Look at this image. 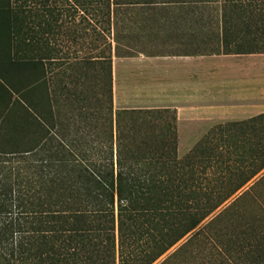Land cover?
Here are the masks:
<instances>
[{"label": "trees", "instance_id": "16d2710c", "mask_svg": "<svg viewBox=\"0 0 264 264\" xmlns=\"http://www.w3.org/2000/svg\"><path fill=\"white\" fill-rule=\"evenodd\" d=\"M112 45L264 55V0H0V264H264V113L179 158L174 112H113Z\"/></svg>", "mask_w": 264, "mask_h": 264}, {"label": "crops", "instance_id": "0c3cea01", "mask_svg": "<svg viewBox=\"0 0 264 264\" xmlns=\"http://www.w3.org/2000/svg\"><path fill=\"white\" fill-rule=\"evenodd\" d=\"M260 58L264 55L113 57L112 106L120 94L121 110L172 111L178 140L189 126L204 124L201 133L191 138L199 140L209 125L264 113L263 106H259L264 82L259 79V70L254 69L256 60H252ZM117 65L122 69L117 70ZM127 104L138 107L132 109Z\"/></svg>", "mask_w": 264, "mask_h": 264}, {"label": "rangeland", "instance_id": "374dc122", "mask_svg": "<svg viewBox=\"0 0 264 264\" xmlns=\"http://www.w3.org/2000/svg\"><path fill=\"white\" fill-rule=\"evenodd\" d=\"M59 40L60 41H58V43H60L62 45V47L64 48V51L67 50V48H69L68 49V52L70 54L71 50H73L74 48L72 46H70V42H67L68 39H66L65 36H64L62 38L60 37ZM82 42H84V40H82L81 43ZM75 48H77V47L75 46ZM168 50H172V48H170ZM111 56H112V58L113 57L117 58V55L114 53L113 45H112V53H111ZM252 60H256L253 63L254 64V69L259 70V79L263 83L264 82V59L260 58V59H252ZM118 69L120 70V69H122V67L119 66V65H117V70ZM261 85H262V87H264V84H261ZM262 89H264V88H262ZM118 97H119V100H117ZM129 106H130V104L129 105L127 104V107H129ZM259 106L260 107L263 106L262 108H264V97H262V99L259 100ZM122 107H123V102H122L121 95L119 94V95L116 96V103L113 104V112L115 113L116 111L121 110ZM130 107H132V109H134V108H137L138 106H137V104H132V106H130ZM232 122H234V121H232ZM203 125L204 124H198L196 126H189L190 129L188 131H184L183 130V132L180 135L181 139L178 140V150H177V153H178V157L179 158H182L193 147V145L198 141V140H192L191 138L196 137V136H198L201 133L202 128H203ZM215 125L216 124H212V125H209L208 127H206V129L204 130L203 134H205L207 132V130H209L211 127H213ZM186 127L188 128V126H186ZM202 135H200V136H202ZM250 186H251V183H249L244 189H242V192L246 191ZM240 194H241V192H240ZM229 203H226L225 206H227ZM166 256L167 255L163 256L161 259H159L154 264H160V262Z\"/></svg>", "mask_w": 264, "mask_h": 264}]
</instances>
